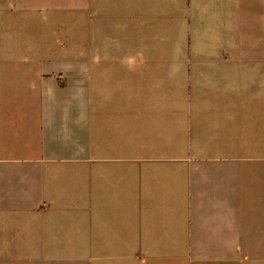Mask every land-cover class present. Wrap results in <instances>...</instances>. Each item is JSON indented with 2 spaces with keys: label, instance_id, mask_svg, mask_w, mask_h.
Returning a JSON list of instances; mask_svg holds the SVG:
<instances>
[{
  "label": "crops",
  "instance_id": "obj_1",
  "mask_svg": "<svg viewBox=\"0 0 264 264\" xmlns=\"http://www.w3.org/2000/svg\"><path fill=\"white\" fill-rule=\"evenodd\" d=\"M0 264H264V0H0Z\"/></svg>",
  "mask_w": 264,
  "mask_h": 264
},
{
  "label": "rangeland",
  "instance_id": "obj_2",
  "mask_svg": "<svg viewBox=\"0 0 264 264\" xmlns=\"http://www.w3.org/2000/svg\"><path fill=\"white\" fill-rule=\"evenodd\" d=\"M184 4H178V7L183 8ZM178 16H181L178 13ZM157 21L154 20H145V45L144 51L140 52H107V53H94L88 51H81L80 53H75V59L79 58L82 63H87L89 60L93 59H144V60H168V59H177L178 61H182L185 59H191L192 55H195L192 52H185L183 50H178L176 52H169V51H158L156 50L157 46L153 45V41L155 40L154 33H155V26ZM158 23V22H157ZM184 24L185 21L183 19L178 18L176 20L177 30L178 33H184ZM179 35V34H178ZM180 41L183 42V35L178 36V48L183 47L180 45ZM72 56V53H70ZM82 70L87 73V67L82 68Z\"/></svg>",
  "mask_w": 264,
  "mask_h": 264
}]
</instances>
